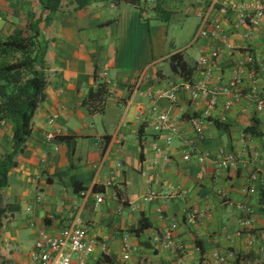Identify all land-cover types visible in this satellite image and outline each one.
<instances>
[{
    "label": "crops",
    "instance_id": "obj_1",
    "mask_svg": "<svg viewBox=\"0 0 264 264\" xmlns=\"http://www.w3.org/2000/svg\"><path fill=\"white\" fill-rule=\"evenodd\" d=\"M210 1L141 0L137 8L99 0L75 9L63 0L58 11L48 13L36 0H0L1 35L26 21L49 18L45 26L40 23L41 40L48 42L44 99L0 190V264H35L37 233L55 234L75 219L87 239L98 243L86 264H221L215 256L227 253L232 258L226 264H264V114L255 107L264 97V16L255 28L237 24L232 10L222 14L218 6L208 8ZM155 5L173 13L168 22L155 17ZM203 12L210 26L220 24L217 39L195 37ZM190 19V42H171L169 24L184 26ZM216 50L211 66L197 65ZM177 52L194 67L193 83L207 79L215 105L208 107L209 97L192 104L181 88L175 104L157 103L177 132L164 128L156 133L153 116L140 109L150 105L147 92L156 95L187 84L169 66ZM243 62L241 84L223 92L234 67ZM101 83L106 93L98 103L89 90ZM227 101L229 109L224 108ZM193 116L204 118L200 139L189 121ZM48 131L57 133L52 142L45 140ZM12 132L10 124L0 123V157L10 150ZM166 137H171L169 144ZM219 150L236 155L234 167L218 164ZM202 151L208 158L199 163L194 154ZM187 152L192 156L185 161ZM150 190L159 197L146 201ZM242 202L253 211L247 228L240 224L237 205ZM141 218L150 226L136 232ZM171 220L177 227L164 247ZM124 236L127 259L121 251Z\"/></svg>",
    "mask_w": 264,
    "mask_h": 264
},
{
    "label": "built area",
    "instance_id": "obj_2",
    "mask_svg": "<svg viewBox=\"0 0 264 264\" xmlns=\"http://www.w3.org/2000/svg\"><path fill=\"white\" fill-rule=\"evenodd\" d=\"M214 6H218V10L222 14H226L229 10H232L235 15H237V24H249L253 28L257 26L258 18L264 16V3H262L261 1L253 3L249 1L230 3L227 0H211L208 8ZM221 34L222 30L220 24L216 21L213 22L210 26L208 22L207 12L200 13V21L195 37L217 39ZM224 43L225 45L228 44L225 40ZM217 56V50L212 52L209 57L202 56L197 60V65L205 68L207 66H211L212 61L215 60ZM245 69L246 66L244 62L237 64L232 71L230 81L228 82L227 86L222 89V91L229 92L232 90H236V88L241 84L242 75L244 74ZM206 73V76L209 77L210 70L206 69ZM142 76L143 75L138 77L137 81L134 82L132 91L133 94L139 90L143 78ZM206 80L198 81L192 84L187 83L183 86L173 85L166 91L160 92L156 95L147 92L145 96L150 101V105L148 107L141 108V114L146 110L153 116V130L156 133H160L164 128H169L175 134L177 132L176 128L169 121L168 114L165 111H160L157 103L159 102V100H166L171 105L175 104L177 102L178 92L182 88L189 92L192 104L196 105L200 99L209 97V89L207 88ZM208 100L209 108L215 105L214 97H209ZM131 101L132 97L128 99V103H130ZM230 106L231 101H227L224 104L225 109H229ZM255 107L257 112L264 114V97H259L257 99ZM55 118V114L51 115L48 119V124L51 125ZM189 121L193 127L194 133L200 139L203 136L204 118L200 116H193ZM56 134L57 133L53 131L46 132L45 140L48 142H52L55 139ZM165 142L166 144H169L171 142V137H166ZM55 150H57V148H55ZM154 150L159 152L161 151V148L155 147ZM191 156V153L187 152L183 155V159L185 161H188L190 160ZM194 156L199 163H203L208 158V153L206 151L196 152ZM216 159L218 164L225 168L234 167L237 160L234 153H224L222 150L218 151ZM253 179H257V176L253 175ZM109 184L110 182H107V185ZM158 197L159 195L156 191L150 190L145 194L144 200L152 201L157 199ZM98 201L100 200L97 199L96 203H98ZM237 208L242 214L240 224L244 228L249 227L252 218L251 216L253 215L252 209L249 207L247 202L238 204ZM176 227L177 224L172 221L169 229L164 233L163 236L162 245L164 247H168V245L171 243L172 233L176 229ZM154 241H156V243H159L161 241L160 237L155 235ZM97 245L98 243L96 241L87 239L85 229L82 227L80 221L78 219H75L73 224L61 229L55 234H50L43 230L39 231L34 241V252L32 254V258L35 264H73V259H75V264H86L87 258L93 253ZM99 247L103 252L108 253V249L104 243L99 244ZM121 251L124 253V259H127L129 243L126 236L122 238ZM230 258H232V254L230 253L224 255L217 254L215 256V259L221 264H226Z\"/></svg>",
    "mask_w": 264,
    "mask_h": 264
},
{
    "label": "trees",
    "instance_id": "obj_3",
    "mask_svg": "<svg viewBox=\"0 0 264 264\" xmlns=\"http://www.w3.org/2000/svg\"><path fill=\"white\" fill-rule=\"evenodd\" d=\"M42 11L54 13L58 11L63 0H36ZM99 0H68L75 9ZM102 1V0H101ZM114 4L127 3L139 7L141 0H105ZM155 17L168 22L171 11H165L160 5L152 8ZM44 20L26 21L22 28L5 34H0V123L6 122L13 127L10 150L0 157V190L6 187L9 173L17 165V157L23 152L25 142L31 134V124L34 113L44 99V89L48 83L45 54L48 42L41 40L40 23ZM169 66L172 72L192 84L191 75L194 67L189 65L183 56L177 52L170 56ZM93 93L100 103L106 93V83H101ZM84 105L90 107L89 102ZM145 218L138 222L137 231L149 228Z\"/></svg>",
    "mask_w": 264,
    "mask_h": 264
},
{
    "label": "rangeland",
    "instance_id": "obj_4",
    "mask_svg": "<svg viewBox=\"0 0 264 264\" xmlns=\"http://www.w3.org/2000/svg\"><path fill=\"white\" fill-rule=\"evenodd\" d=\"M68 1V0H65ZM192 20L190 19L184 26L179 25L177 22L169 24V40L171 42H179L184 45L190 42L191 36L189 32L192 30Z\"/></svg>",
    "mask_w": 264,
    "mask_h": 264
}]
</instances>
